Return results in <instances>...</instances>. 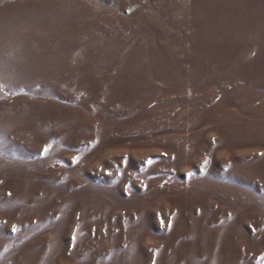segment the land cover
I'll use <instances>...</instances> for the list:
<instances>
[{
  "label": "rangeland",
  "instance_id": "1",
  "mask_svg": "<svg viewBox=\"0 0 264 264\" xmlns=\"http://www.w3.org/2000/svg\"><path fill=\"white\" fill-rule=\"evenodd\" d=\"M0 264H264V0H0Z\"/></svg>",
  "mask_w": 264,
  "mask_h": 264
}]
</instances>
